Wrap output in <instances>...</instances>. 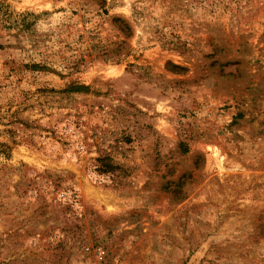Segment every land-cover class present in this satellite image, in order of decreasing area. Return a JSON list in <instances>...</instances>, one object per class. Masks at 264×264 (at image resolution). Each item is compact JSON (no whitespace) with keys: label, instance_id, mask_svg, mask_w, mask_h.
Wrapping results in <instances>:
<instances>
[{"label":"rangeland","instance_id":"374dc122","mask_svg":"<svg viewBox=\"0 0 264 264\" xmlns=\"http://www.w3.org/2000/svg\"><path fill=\"white\" fill-rule=\"evenodd\" d=\"M0 264H264V0H0Z\"/></svg>","mask_w":264,"mask_h":264}]
</instances>
